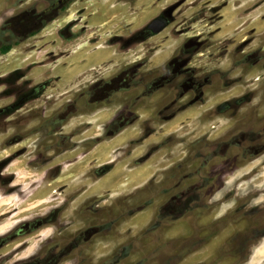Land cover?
I'll return each mask as SVG.
<instances>
[{"label": "rangeland", "instance_id": "obj_1", "mask_svg": "<svg viewBox=\"0 0 264 264\" xmlns=\"http://www.w3.org/2000/svg\"><path fill=\"white\" fill-rule=\"evenodd\" d=\"M30 1L28 13L0 1L1 41L55 16ZM76 1L66 22L86 6L92 46L43 61L51 45L18 40L0 55V110L35 100L0 116V264H264V0ZM217 10L211 43L235 37L229 81L200 47L199 17ZM160 15L172 22L153 35ZM66 22L50 21L47 39Z\"/></svg>", "mask_w": 264, "mask_h": 264}, {"label": "flooded vegetation", "instance_id": "obj_2", "mask_svg": "<svg viewBox=\"0 0 264 264\" xmlns=\"http://www.w3.org/2000/svg\"><path fill=\"white\" fill-rule=\"evenodd\" d=\"M0 1L4 2L5 5L8 6L9 8L12 6H15V7H22L23 6L24 11L27 13L29 12L30 6H32V4L34 2V1L31 2L30 0H0ZM228 1H230V0H227V3H228ZM233 1L235 2L237 0H233ZM76 3H77L76 0H53V1L42 0V2L40 3V5L43 7L42 13L46 14V15L51 13L52 15L54 14L55 16L54 17L53 16H44V17L39 16V19H37L35 21L36 27H33V28H29L30 24L28 23V25H27V22H26L25 23L26 25L24 24V28L27 27L28 31L24 32L22 34L21 38H18L16 40L10 41V42H8V41L4 42V41L0 40V55L6 54L7 52H9L10 49H12V47L14 46V43L17 42L18 40L20 42L28 40L26 45H27V48L29 49V51L32 50L33 49L32 47L36 46L39 42L41 45L37 46L35 48V50L37 48H40V47H49L51 45L53 48L51 47L49 50H47L45 52V57L42 59L43 61L44 60L49 61V57L60 55V53H65L63 55H66L68 50H71V47L76 48L79 45H83V44H88V45L92 46L93 39H97L98 35H100L101 33L98 32L97 35H95V36H93L92 34L91 35L88 34L90 27H91V24H89L88 21L86 22V20H89L91 17L84 15L86 11L85 12L81 11V10H84V8L86 9V6H83V7H80L79 9H76L75 12H80V13L78 15H76L75 17H73L72 20L66 22V18L68 17V15L70 14L71 10L74 8V5ZM220 10L214 11V13H211L208 16L202 15L203 17H199V21H203L205 19L207 21L206 23L203 24V26L205 28L200 32V34L204 33L205 31H207V33H209L207 36L202 35L199 38V40L203 39V41L200 45L201 49H203L204 51L206 50L209 52H214L213 55L210 57V59H215L218 62L220 61V63L215 65L216 68L213 69L214 75H217V76L223 75L224 80L229 81L231 79H235L231 76L233 74L235 67L237 66L236 65V61H237L236 60V54L231 52V50H232L231 45L232 44L230 41L231 38L234 40L235 37L229 36V37H226L223 41H220L218 43H211V41L215 39L216 34L219 33V31H221V30L217 31V29L221 28L220 21L223 19L221 14H220ZM75 12L73 11V14H75ZM56 17H58L59 20L65 21L66 23H64V25H62L60 27L59 34L56 35V37L51 41V39H47V34L44 33V28L48 23H50V21H53ZM158 17H160L159 20H162V21H157L156 23H153V24L151 22L149 24V27H148L150 29L149 32H151L153 35L160 33L164 28L168 27L172 22L170 17L164 16V15H160ZM206 17H208V18H206ZM11 18L12 17H10L8 20H7V18H5L3 20V24L1 25L2 30H4L5 26L11 21ZM157 18H155V19H157ZM166 22H167V24L164 26V28L160 32H158V33L154 32L157 28H159L163 23H166ZM77 27L80 28V30L78 32H76ZM187 27L188 26H186L185 28H187ZM210 34H211V36H210ZM83 39H84V41L81 42V40H83ZM29 40H32V41H29ZM225 40H227V42ZM50 41L51 42L55 41V43L52 44V43H50ZM133 42H135V41H133ZM110 43H115L114 38L109 39L108 44H110ZM116 43L119 46V50H123L124 47L126 46V44H123L120 42H116ZM247 43L248 42H246V43L244 42L243 45H241V47H244V48L243 49L240 48L239 51L244 53V56H243L244 62H246L247 65H250L252 58H251V55L249 54L250 51L246 52V50H245ZM249 43H251V42H249ZM7 46H10L11 48L9 50H7L6 52H3L2 49L7 47ZM209 47H213V50L210 51L208 49ZM74 48H73V50H74ZM42 50H45V48L41 49L40 51H42ZM235 50L233 52H236ZM192 51H193V49H187V48L185 49L186 55L190 54ZM204 51L199 53V55H205ZM228 52H231V53H228ZM226 58H227V60H226ZM56 59H53V60L55 61ZM53 60H50V61H53ZM141 60H143V58L139 59V61H141ZM151 60H152V56L149 58V61H151ZM224 60H226L228 62L227 64L225 63L226 65L225 64L223 65V62H226ZM185 61H187V60H184L183 62H185ZM240 63H241V61L239 60V64ZM240 77L241 76H238L237 78L240 79ZM126 82L131 83L132 87L136 86L137 89L140 86L139 80L129 81L127 79ZM150 85H151V83L149 82V87H150ZM129 89L130 88H128V90ZM114 91L115 90H111L110 92L104 91L103 92L104 93L103 99H105V100L108 98L110 99L111 98L110 95L115 93ZM118 91L119 90H117V93H118ZM123 91L124 90L122 88L121 91H119V93H121ZM134 95H135V97L132 98L133 101H134V99L135 100H137L138 98H139L138 100L141 99L140 88L137 90V93ZM123 97L125 98V96H123ZM30 99H31V97H29V96H25L23 98H20V100H18L15 104L8 106L6 108V110L4 109L5 112H4V110L3 111L0 110V116L3 114L4 120H10L9 116L11 113H13L14 111L21 110L23 108L22 105L28 106V104L31 101H35L34 98H32V100H30ZM128 102L130 103V101H128ZM170 107H171L170 105L166 106L165 110H168ZM34 108H36V107H34ZM34 108L29 109L32 111L29 114L32 115L33 117L37 116V114H39L37 111H34ZM26 110L28 111V109H26ZM137 112H139V111H137ZM119 116L120 117H118L117 119H122V120H120L121 124H122V122H124V119H129V115H127L126 113H122ZM131 119H132V116H131ZM32 120H34V119H32ZM21 232L23 233L22 230H21ZM89 241H92V237L89 238ZM74 243H76V242H74ZM51 253L54 254V253H57V251L53 250ZM62 260H64V258H62ZM85 262H86V264L93 263V257L92 256L87 257ZM107 262L108 261L106 259L101 264H108ZM59 263H61V261L57 255H45V256H38V257L32 258L30 260V262L24 263V264H59ZM83 263H84V261H83Z\"/></svg>", "mask_w": 264, "mask_h": 264}, {"label": "bare ground", "instance_id": "obj_3", "mask_svg": "<svg viewBox=\"0 0 264 264\" xmlns=\"http://www.w3.org/2000/svg\"><path fill=\"white\" fill-rule=\"evenodd\" d=\"M103 114V113H102ZM106 114V113H105ZM108 115V114H107ZM99 118V117H98ZM129 134H131L130 132H124L122 135H121V137H120V139L118 140L119 142H122V141H125V139H126V137L129 135ZM134 136V135H133ZM128 137H130V136H128ZM113 143L112 142H108V143H105L103 146H104V148H106L107 146H110V145H112ZM100 149V148H99ZM148 169V168H147ZM136 174V173H135ZM134 176V178L136 177V175H133ZM133 176H131V177H133ZM144 176H146V175H144ZM142 177H143V175H142ZM141 178V177H140ZM140 178H136V179H140ZM136 179H132V182H135V180ZM143 179V178H142ZM138 182H140V181H138ZM136 183V182H135ZM138 184V183H137ZM45 210V209H44ZM40 212H42V211H40Z\"/></svg>", "mask_w": 264, "mask_h": 264}, {"label": "water", "instance_id": "obj_4", "mask_svg": "<svg viewBox=\"0 0 264 264\" xmlns=\"http://www.w3.org/2000/svg\"><path fill=\"white\" fill-rule=\"evenodd\" d=\"M160 19V17H158L157 19H155V20H153L152 21V24L153 23H156L157 21H162V20H159ZM167 24V22L166 23H163L159 28H157L154 32L155 33H158V32H160L163 28H164V26Z\"/></svg>", "mask_w": 264, "mask_h": 264}, {"label": "trees", "instance_id": "obj_5", "mask_svg": "<svg viewBox=\"0 0 264 264\" xmlns=\"http://www.w3.org/2000/svg\"><path fill=\"white\" fill-rule=\"evenodd\" d=\"M11 47L10 46H7L5 48L2 49L3 52H6L7 50H9Z\"/></svg>", "mask_w": 264, "mask_h": 264}]
</instances>
